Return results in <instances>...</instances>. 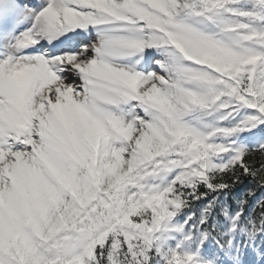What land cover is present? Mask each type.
Wrapping results in <instances>:
<instances>
[{
  "label": "snow or ice",
  "instance_id": "obj_1",
  "mask_svg": "<svg viewBox=\"0 0 264 264\" xmlns=\"http://www.w3.org/2000/svg\"><path fill=\"white\" fill-rule=\"evenodd\" d=\"M0 264H264V0H0Z\"/></svg>",
  "mask_w": 264,
  "mask_h": 264
}]
</instances>
